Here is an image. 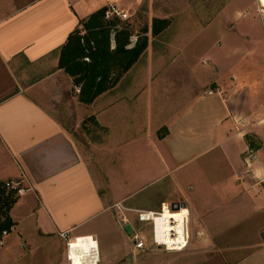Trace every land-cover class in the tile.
<instances>
[{
	"label": "crops",
	"instance_id": "0c3cea01",
	"mask_svg": "<svg viewBox=\"0 0 264 264\" xmlns=\"http://www.w3.org/2000/svg\"><path fill=\"white\" fill-rule=\"evenodd\" d=\"M258 3L0 0V182L24 190L10 213L15 226L0 248V264H68L65 232L97 240L99 264H125L127 249L113 238L121 236L116 215L124 214L116 204L141 210L131 202L137 186L161 179L176 185L179 169L189 167V176L205 166L227 169L213 182L227 186L228 195L216 188L215 199L204 203L186 197L189 245L200 251L206 235L214 252L226 250L199 264H264V9ZM110 7L129 14L131 46L142 14L149 45L113 89L84 105L58 67L60 50L80 22ZM155 19L170 22L156 36ZM87 114L100 117L103 127L102 172L71 131ZM162 128L167 132L159 137ZM42 247L57 256L35 260Z\"/></svg>",
	"mask_w": 264,
	"mask_h": 264
},
{
	"label": "rangeland",
	"instance_id": "374dc122",
	"mask_svg": "<svg viewBox=\"0 0 264 264\" xmlns=\"http://www.w3.org/2000/svg\"><path fill=\"white\" fill-rule=\"evenodd\" d=\"M262 9H264V5L258 3ZM264 11V10H263ZM141 18V20H139ZM142 14L136 20V24L138 25L140 22V27L142 28L145 25V21L142 20ZM140 30V29H139ZM198 57H192V61H197ZM166 103L169 104L170 107L173 101L166 99ZM87 114L84 117L83 121L79 124H75L72 127L71 131L74 135L75 139L79 143L82 151L85 155L95 164V168H98L101 171L100 158L102 156V151H105V143H103V127L101 126L100 121L98 120L97 115ZM74 123V122H72ZM71 124V123H70ZM167 132L165 128L159 130V137L164 135ZM211 154V153H210ZM208 155L212 157L213 155ZM207 157V156H205ZM207 159V158H206ZM160 170V169H159ZM189 167L187 169H179L178 175L181 174L180 179L177 180L178 184L173 185L167 180H159L157 183L134 188V186H127L130 191L133 189L137 191L134 194L131 202L134 203L135 206L141 208V210L154 211L158 214L163 213V211L167 212H178L180 209L187 208L184 201L186 197L195 194L190 197L199 203H204L206 200L215 199V194L213 190L218 188L220 193L218 195L227 196L228 193H224V189L227 186L224 185H214L213 181H219L222 178V173L226 176L227 169L221 168H212L210 169L208 166H205L204 169L201 170H191L190 175L186 176ZM178 171V170H177ZM102 172V171H101ZM176 172V171H175ZM196 172V173H195ZM174 173V172H173ZM195 173V174H194ZM103 175V174H102ZM170 176V175H169ZM168 176V177H169ZM176 177V175H175ZM216 177V178H213ZM264 187V186H263ZM18 188H20L18 186ZM191 189L197 190L199 192H192ZM264 189V188H263ZM129 191V190H127ZM20 195V194H19ZM183 198V199H181ZM188 206V204H187ZM127 209H129L127 205H125ZM247 207V206H246ZM137 210L124 211V214H120L118 217L116 215V219L118 222V228L121 236L113 235V238L119 242H122L125 245L128 252L126 254L125 264H199L201 262L200 258L213 260L216 252L221 253L223 249L214 252L210 247V241L208 236L203 235L202 241L203 245L200 248V251H197L194 248L190 247V236H189V244L184 251L176 252V251H167L164 247H157L153 243V226L150 224H142L138 221V215L135 213ZM255 222V219H254ZM256 223V222H255ZM257 224V223H256ZM126 226H131L135 231L131 234L126 231ZM189 228V223H188ZM189 230V229H188ZM140 234L144 236L147 242L148 250L145 252H136L134 251V235ZM109 239L105 241V247L107 248V244ZM230 245V244H229ZM1 248V247H0ZM226 250V249H224ZM52 251V252H51ZM48 250L46 247L40 248L33 257L35 260L45 258L48 255L57 256L58 251L56 249ZM222 256V255H221ZM32 257V256H29ZM200 261V262H199Z\"/></svg>",
	"mask_w": 264,
	"mask_h": 264
},
{
	"label": "trees",
	"instance_id": "16d2710c",
	"mask_svg": "<svg viewBox=\"0 0 264 264\" xmlns=\"http://www.w3.org/2000/svg\"><path fill=\"white\" fill-rule=\"evenodd\" d=\"M108 9L100 10L79 24L60 50L59 69L73 80L79 89V102L91 105L105 92L113 89L143 56L149 45L148 24L139 30L137 42L131 23L118 17L107 18ZM170 22L153 21L154 36L164 31ZM162 137V136H161ZM249 145L253 148L250 138ZM0 182V240L4 231L15 226L11 211L19 200V190L7 188Z\"/></svg>",
	"mask_w": 264,
	"mask_h": 264
},
{
	"label": "built area",
	"instance_id": "2783aa9c",
	"mask_svg": "<svg viewBox=\"0 0 264 264\" xmlns=\"http://www.w3.org/2000/svg\"><path fill=\"white\" fill-rule=\"evenodd\" d=\"M106 17L107 18L118 17L122 21H127L129 19V14L123 10H120L119 8L110 7L106 13ZM209 94H213V92L210 91ZM6 186L9 189H18L19 190L18 194H20V195L24 192L23 189L18 188L19 184H17V183L7 182ZM115 207L118 210H121L122 212L129 211V209L124 207L121 203L116 204ZM135 213H137L138 221L140 223L150 224L153 226V238L152 239H153V243L157 247H164L167 251H176V252L184 251V249L187 248V246L189 244V236L186 237V241H184V239H183V241L177 242L176 244L172 245L171 247H168L167 244H163V243L157 244L155 242L156 237H155V233H154V225H155V219H156L155 215L157 213L154 211H148V210H137V211H135ZM134 231L135 230L133 229V232ZM8 236H9L8 231H4L2 233V238L0 240V247L4 246L5 240ZM60 237L66 241V253H67L68 264H75L74 258H79L81 260V264H95V262L97 261V255L99 256L98 264L100 263V253H99V251L97 252L96 249H90V251H91L90 253L84 251L85 253L82 254L79 247H71V245L79 244V242L81 240L87 239L88 236L71 239V238H69V233L65 232V233L60 234ZM134 248L138 252H145L149 249L144 236H141L138 233L134 235Z\"/></svg>",
	"mask_w": 264,
	"mask_h": 264
},
{
	"label": "bare ground",
	"instance_id": "6f19581e",
	"mask_svg": "<svg viewBox=\"0 0 264 264\" xmlns=\"http://www.w3.org/2000/svg\"><path fill=\"white\" fill-rule=\"evenodd\" d=\"M188 217L189 211L185 209V207L180 209V211L174 213H157L155 215L156 219L154 225L155 237L166 241L167 243L163 244H167L168 247H171L177 242L183 241V239L184 241H186V237L189 236ZM87 245H89V250L86 252L90 253V244ZM79 248L81 250V253L84 254V249L82 247Z\"/></svg>",
	"mask_w": 264,
	"mask_h": 264
},
{
	"label": "clouds",
	"instance_id": "9594fccd",
	"mask_svg": "<svg viewBox=\"0 0 264 264\" xmlns=\"http://www.w3.org/2000/svg\"><path fill=\"white\" fill-rule=\"evenodd\" d=\"M261 3L264 4V0H261ZM87 239L89 241H91L90 248L91 249H96L97 252H98L99 242L97 240H94L92 237H88ZM155 242L157 244L167 243L166 241H163L162 239H160L158 237L156 238ZM71 247H82L84 249V251H88L89 250V245L73 244V245H71ZM74 262H75V264H81V260L79 258H74ZM98 262H99V256L97 255V261L95 262V264H98Z\"/></svg>",
	"mask_w": 264,
	"mask_h": 264
},
{
	"label": "water",
	"instance_id": "95a60500",
	"mask_svg": "<svg viewBox=\"0 0 264 264\" xmlns=\"http://www.w3.org/2000/svg\"><path fill=\"white\" fill-rule=\"evenodd\" d=\"M126 231L131 234L133 232V229L131 228V226H126Z\"/></svg>",
	"mask_w": 264,
	"mask_h": 264
}]
</instances>
